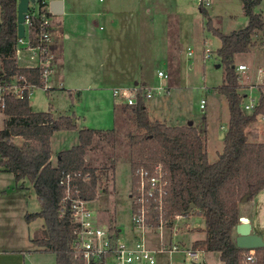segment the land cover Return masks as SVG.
I'll return each instance as SVG.
<instances>
[{
	"label": "rangeland",
	"instance_id": "374dc122",
	"mask_svg": "<svg viewBox=\"0 0 264 264\" xmlns=\"http://www.w3.org/2000/svg\"><path fill=\"white\" fill-rule=\"evenodd\" d=\"M199 2V0H68L71 12L52 15L51 22L58 25L56 26L58 29H70L71 24L77 25L82 16L88 17L91 22L90 30L80 35H72L70 43L74 45L75 38L77 43L81 40L78 45L85 44L86 34H91L92 37L102 35L103 52H95L89 61L90 65L96 68L101 64V70L108 74L121 72L114 79L117 80L116 83L110 82V85L116 87L119 83L133 87L134 80L142 79L146 81V88L159 86V91L154 92L149 98H145L144 91L140 90L144 104L150 108V119L158 118L167 124L192 122L202 130L206 138L209 160L215 161L218 158L216 153L223 147V141L218 135L220 126L227 122L228 102L223 94L215 90L223 81L225 66L219 63L216 52L220 41L207 29L206 21L210 19L213 26L228 33L245 25L247 20L243 13L242 0H211L208 5H205V1L202 5ZM199 5L205 8L206 13L200 11ZM254 10L264 16V0H261ZM100 25L102 29L99 28ZM27 33L28 31L25 32V44L21 46L20 49L23 50L18 58L21 66L30 59V54L26 53L28 49L26 41L29 37ZM66 42L64 41L67 50L69 44ZM255 43L250 52L238 53L233 58L234 65L241 61L247 66L242 72L239 71L240 82L247 84L243 91V104L249 103L250 99L256 104L260 96L259 86L263 84L261 80L264 73H258L257 70L259 66L264 70L263 31L255 36ZM207 49L210 52H207ZM189 50L192 51L191 54L188 53ZM167 51L172 60L168 67L163 64V57ZM82 60L83 58H73L71 61L79 65ZM160 69L167 77L158 76L157 72ZM48 82L55 85L53 74H49ZM114 88L109 86L97 90L98 92L82 90L83 94L79 98L74 96L72 100L67 89H57L47 94L40 86H35L29 101L34 109L47 110L50 104L52 112L57 116L72 115L73 112L84 116L82 123L88 128H111L115 124L111 114L114 103H125L123 95L113 96ZM201 99L206 102L203 110L200 108ZM121 111L123 115L118 114L120 119H117L115 132H106L105 136L96 139L98 143L92 146L91 155L94 164L98 165L96 169L99 172L96 171V174L100 176L101 188L97 197L89 203V207L98 213L101 222L112 224L116 222L122 230L121 234L128 235L132 230L133 194L128 134L134 132L135 127L128 118L131 112L124 107L120 109ZM1 119L0 114V124ZM58 134L66 135L68 140L71 139L69 132L66 134L61 131ZM52 159L55 162V156ZM15 182V177L10 173H0L1 240L8 238L7 231L2 230V227H7L12 221L11 217L14 218L19 211L16 205L17 197L21 196L23 201H27L24 211L40 209L39 200L30 182L27 181L24 187L15 186ZM3 214L10 215L5 217ZM39 222L41 219L32 221L31 229L37 227ZM186 222L192 227L204 226L202 217L196 212H192L188 217L176 216L169 224L171 230L166 229V225L163 224L162 244L165 248V245L169 244L168 236L173 235L172 244L179 243L176 233L184 229ZM149 226L145 234L147 243L152 248L155 245L161 247L158 243L160 228L151 224ZM42 234L41 230L35 236ZM179 247L178 251L175 250L171 254L167 251L156 253V264H196L201 261L189 260L184 253L188 248L182 247L181 244ZM213 255H217L216 252ZM210 260L214 264L220 262L218 258ZM32 264H55V253L34 250Z\"/></svg>",
	"mask_w": 264,
	"mask_h": 264
},
{
	"label": "trees",
	"instance_id": "16d2710c",
	"mask_svg": "<svg viewBox=\"0 0 264 264\" xmlns=\"http://www.w3.org/2000/svg\"><path fill=\"white\" fill-rule=\"evenodd\" d=\"M18 0H0V81L13 75L21 76L26 82L42 86L41 71L37 67H19L14 47L17 37ZM40 8L46 2L36 0ZM261 0H242L243 13L248 22L245 26L223 32L206 21L207 29L219 40L216 48L219 63L225 66L223 81L217 91L228 102L229 121L223 135V149L215 161H209L206 154V138L202 130L192 122L187 125H167L157 118L148 116L143 96L138 93L134 105L124 103V109L131 112L130 121L135 131L130 139V174L132 193L136 183V170L140 167L149 173L160 163L167 185L162 203V219L172 223L176 215L188 216L198 213L204 220L203 239L193 241L192 247L204 251H217L224 264H250L244 261L248 249L238 247L233 232L240 217L242 197L249 193L251 199L264 187V142L251 143L245 135V128L256 121L258 114H264V95L258 98L254 109L243 108V94L239 91V74L233 58L240 52H249L255 46V36L264 32L262 14L254 8ZM200 11L206 13L203 6ZM28 27L30 44L37 39L38 19L32 18ZM5 119L0 127V165L13 174L16 180L26 179L32 183L40 209L27 213L25 219H43V234L33 241L46 251L55 253V264H83L74 257L71 246L73 223L68 203H61L65 196L60 185L62 172H78L74 179L81 197L93 200L97 197L96 185L100 176L85 158L86 148L92 144L97 130L82 128L78 133L79 144L61 151L56 165L50 157V136L54 130L74 129L70 116L53 120L49 112H33L28 107V97L7 96ZM20 137L16 142L14 137ZM87 179L83 180L84 177ZM193 203L190 212L189 204ZM160 210L157 202H150L148 222L158 225ZM149 224V225H150ZM256 262L264 264V245L255 248Z\"/></svg>",
	"mask_w": 264,
	"mask_h": 264
},
{
	"label": "crops",
	"instance_id": "0c3cea01",
	"mask_svg": "<svg viewBox=\"0 0 264 264\" xmlns=\"http://www.w3.org/2000/svg\"><path fill=\"white\" fill-rule=\"evenodd\" d=\"M42 1L46 2L45 6H49L50 0H42ZM67 11L71 12L68 0H63V10H62L61 15L63 13H67ZM100 14H102V13H99V15ZM52 15H59V14L49 13L50 18L52 17ZM262 17L264 19L263 14H262ZM245 18L247 20L246 21V23H247L248 22L247 16ZM51 20H52V18H51ZM60 22L58 23L59 26L61 24ZM90 23L91 22L88 19V17H85V16H82L79 19V22L77 25L71 24L70 29H68V28L58 29L56 27L58 25H54V23H52V29H51L52 40H51V42H52L53 49L56 51V53H58V57L56 59V62L53 64L52 69H51V73H50V75L51 74L54 75L55 85H54V83L49 84V82L47 80L48 86L46 87V89H44L42 86H40L42 89H44V91H46L47 94H49V93L51 94L52 92H54L57 89H63V90L67 89L70 91L69 96L73 100L74 96L79 98L81 96V94H83L82 90L83 91H91V90L97 91V90L109 88V86L116 88V86H113V84L110 85V82L112 81V82L116 83L117 80L115 81L114 79L121 72L114 71V72H116V74L115 73L114 74L104 73L101 70V67H102L101 64L98 65V67L94 68L90 65V62H89L91 60V57L95 54V52L96 53H98V52L102 53L103 52V36L102 35L99 34V37H97V36L92 37L91 34H86L87 37L85 38V41H84L85 44L78 45V43H80L81 40L78 41V43H77L75 38L73 39L74 45H72V43H70V41L72 40L71 39L72 35H75V34L80 35V33H84L86 31H89L91 28ZM245 25H242L239 28H241ZM99 28L102 29V26L100 25ZM237 29H235V30H237ZM107 39H109V38H107ZM64 41H67L66 43L69 44V47H67V50H66V45H65ZM23 45H21V46H23ZM26 49H27L26 53L30 54V59L28 60V62L25 65L21 66L18 63V58L20 57L19 55H21V51L23 49H20V51L18 53L19 55L16 56L17 65L19 67H36V65L38 64L37 55L29 47H26ZM240 53H247V52H240ZM73 58H75V59L83 58V60L80 61L79 65H78V64L73 63L71 61ZM174 58H175V54H173V59ZM173 61H175V60H173ZM171 62H172V60L170 58V53L167 51V53H165L164 57H163V64L168 67ZM239 63H243V62L239 61L238 64ZM259 68H261V67L259 66ZM238 74H240V73L238 72ZM48 79H49V77H48ZM240 79H241V76L239 75V84H240L239 91H240V93L244 94L243 91H244L247 84L243 83L242 81L240 82ZM261 81L263 84H261L259 86L260 95L261 94L264 95V76L262 77ZM145 84H146V81L144 79L139 80V81L134 80L133 87L139 86L140 88H143V87H145ZM34 87H32V91H33ZM118 87L121 89L133 88L132 86H126V83H119ZM215 90H216V92H218L217 88H215ZM32 91H31V93H32ZM31 93H30V95H31ZM112 94H113V91H112ZM30 95H29V97H30ZM29 97H28V107H30V110L33 112H49L52 115L53 120L58 119L60 116L66 115V114H64V115L61 114V115L57 116V114H54L52 112V107L50 104H48L47 110L34 109L33 106H31V104H30ZM123 106H124V103H118V102H117V104L114 103L113 109L111 111L113 122H115L113 127H111V128H102V127H100V128H92L91 127L90 128L89 127V129L97 130V133L94 134V136H93L92 144L86 148V152H85L86 162L91 167H94V168L98 167V165L94 164L95 161H93L94 159L92 158L93 156L91 155L92 146L94 145V143H98V140H96V139H100V136L104 137L106 132H108V131H112V133L115 132V128H116L115 126L117 124V119H120L118 114L123 115V111L120 112V109H122ZM146 107H147V112H148V116H149L150 108L148 105H146ZM246 111L250 112L252 110H246ZM0 114L2 116L0 127H3L5 115L1 109H0ZM66 116H70L72 118L73 123H75V128L70 129V130H68V129L54 130L53 133L51 134L50 139H49L50 140V157H49V159H50L52 165H56L57 160H58L57 155L59 152L64 151L65 149L71 148L72 146L79 144V140H78L79 131L82 128H88L86 125H84L82 123L84 116L81 117L80 115L75 114V112H73L72 115L67 114ZM129 117H130V115H129ZM228 117H229V110H228ZM228 117H227V122L220 126V133H219L218 137L220 139H222V141H223L224 131L226 130L227 124L229 121ZM256 118H257L256 121L250 123L245 128V135L247 136L248 141L251 143L264 142V114L260 113L257 115ZM163 122L165 123V121H163ZM187 124L170 123L167 125L170 126V125H187ZM61 131L63 133H66V134H67V132H69L71 139L68 140L66 138V135L60 136V134H58V133ZM14 140L16 142L21 141L20 137H18V136L14 137ZM222 149H223V147H222ZM220 152L216 153V154H218V157H219ZM206 154H207V151H206ZM53 156H55V158H56L55 162L52 159ZM101 161H103V160H101ZM0 173H10V172L5 171L2 168V166L0 165ZM10 174L13 176L12 173H10ZM27 181L28 180H26V179L16 180L15 186L19 185L20 187H22V186L24 187V186H26ZM30 185L32 186V183H30ZM16 205H17V209L19 210L17 212V215L14 216V218L11 217L12 221L8 224L7 227H5V226L2 227V230L7 231L8 238L6 240L0 239V264H32V253H33V251L34 250H43L42 247L37 246L33 241V239L36 237L35 236L36 233L40 232L41 229L43 228V224H44L43 219L40 217L32 219V221H35L36 219H41V222H39L37 227L33 228V230L31 229L32 221L28 222L25 219V215L27 213H32L34 211H38L39 209L34 210L32 212L24 211L25 207L27 206V201H23V198L21 196L17 197ZM239 206H240V216L244 215L245 217H247L249 223L252 224V232L261 235L262 239L264 240V187H263V189H261L259 191V193H257L251 199L242 200ZM9 215L10 214H3V216H5V217L9 216ZM188 216H190V215H188ZM203 225H204V220H203ZM204 226L192 227L191 225H189L188 222H186L184 225V229L180 230V232L178 234L176 233V237L178 238V242H179V243L173 242V244H176L178 247V249L176 251H178L180 249L179 244H181L182 247L191 248L193 245V243H192L193 241L203 239L205 237V233L202 230L204 228ZM169 228H172V227L169 225H168V227L166 226V229L171 230ZM163 230H164V227L162 228V230H160V231L158 230V234H159L158 236L160 238L158 243L161 244V247H158V245H155V247L153 249L157 250V253H164L167 251L169 254H171L175 251V250L169 251V248L173 246V244L171 243V239H172L173 235L168 236L167 239H168L169 244H166L165 245L166 248H165L164 245L162 244L164 241ZM233 237L235 240V237H236L235 230L233 232ZM214 252H216L217 255H213ZM211 258H215V259L218 258L219 259V253L217 251L201 250V255L198 258L201 261L199 263H196V264H214L211 262V260H210ZM167 260H168V258H167ZM197 260H195V261H197ZM219 260H220V262H217V264H224V262L221 259H219Z\"/></svg>",
	"mask_w": 264,
	"mask_h": 264
},
{
	"label": "built area",
	"instance_id": "2783aa9c",
	"mask_svg": "<svg viewBox=\"0 0 264 264\" xmlns=\"http://www.w3.org/2000/svg\"><path fill=\"white\" fill-rule=\"evenodd\" d=\"M202 5L211 3V0H199ZM49 6L40 8L37 1L30 2L28 9L25 13V32L32 24L33 17L38 19L37 32L35 38L37 43L30 44L29 38L26 41V47L34 51L38 57V64L36 67L41 71L42 87L46 89L47 80L53 64L56 62L58 53L52 47V22L49 17ZM24 32V35H25ZM25 37V36H24ZM19 38L18 43L14 47V53L18 56L21 45L25 44V39ZM206 51V50H205ZM207 52H210L207 49ZM192 53L191 50L188 51ZM247 68L244 63L237 65V71H243ZM258 73H264L262 68L258 69ZM160 78L167 77V74L162 70L157 72ZM36 85L31 82H26L21 76L13 75L7 80L0 81V109H4L7 96L13 95L16 98L29 97L32 87ZM160 87L156 88H140L134 86L131 89H121L116 87L113 89V95H123L125 104L134 105L136 97L140 90L144 91V97L149 98L154 92L159 91ZM247 104H243L244 110H253L257 105L252 99ZM205 100H200V108L203 110L205 107ZM136 185L135 193L132 196V230L128 235H122V230L114 224L99 221L98 214L90 209L89 203L92 200L81 197L78 190V185L74 179L80 177L78 172H62V179L60 185L64 189L65 196L61 199V203H68V209L71 213V221L73 223V238L71 246L73 249L74 257L80 259L83 264H156L157 250L153 249L146 240V232L149 229L148 213L150 211V202H157V209L160 210L158 219V227L160 230L168 223L162 219V203L163 197L166 194L165 187L167 180L163 167L160 163L153 167L149 173L143 167L136 170ZM84 177L83 180L87 179ZM100 180L97 179L96 193L100 192ZM177 218L181 217L176 215ZM175 216V218H176ZM162 249V248H161ZM176 244L169 248V251L177 250ZM186 258L189 260H197L201 255V250L198 248H188L185 250ZM243 259L245 262L254 264L256 262L255 249L248 248L244 252Z\"/></svg>",
	"mask_w": 264,
	"mask_h": 264
},
{
	"label": "water",
	"instance_id": "95a60500",
	"mask_svg": "<svg viewBox=\"0 0 264 264\" xmlns=\"http://www.w3.org/2000/svg\"><path fill=\"white\" fill-rule=\"evenodd\" d=\"M17 5V37L23 38L25 32L24 17L28 9L30 2H36V0H18ZM50 12L53 14H61L63 10V0H50L49 2ZM247 24V23H246ZM249 193H246L242 200H246ZM193 207V203L189 204L187 212ZM236 237L235 242L238 247L245 248H259L264 245L262 236L252 232V224L249 223L248 218L244 215L239 217V222L235 227Z\"/></svg>",
	"mask_w": 264,
	"mask_h": 264
}]
</instances>
